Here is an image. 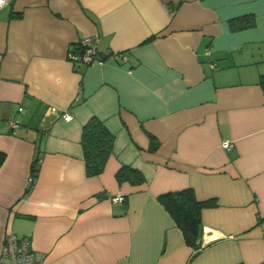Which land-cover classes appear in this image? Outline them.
I'll return each instance as SVG.
<instances>
[{
    "label": "crops",
    "instance_id": "0c3cea01",
    "mask_svg": "<svg viewBox=\"0 0 264 264\" xmlns=\"http://www.w3.org/2000/svg\"><path fill=\"white\" fill-rule=\"evenodd\" d=\"M94 34L108 55L71 62ZM262 75L264 0H11L0 9V258L10 230L44 264H264ZM92 116L114 142L87 176ZM122 165L145 180L118 181ZM186 187L216 200L192 259L157 200Z\"/></svg>",
    "mask_w": 264,
    "mask_h": 264
},
{
    "label": "trees",
    "instance_id": "16d2710c",
    "mask_svg": "<svg viewBox=\"0 0 264 264\" xmlns=\"http://www.w3.org/2000/svg\"><path fill=\"white\" fill-rule=\"evenodd\" d=\"M251 24V22H248ZM260 83H264V75L260 77ZM150 149L155 150L158 142L150 137ZM114 135L95 116L90 117L81 128L80 144L82 147L85 173L87 176L98 175L104 168L105 162L112 152ZM4 154L0 152V163ZM40 158L35 157L31 163V172L37 178ZM118 181L130 183H142L143 174L128 165H122L116 172ZM33 184L27 186L26 192ZM157 200L163 205L173 218L177 227L181 230L185 243L193 249L189 259H192L201 249L199 237L202 230L201 212L204 208L214 207V198L199 200L191 187L176 191H167L157 196ZM237 264H244L239 262Z\"/></svg>",
    "mask_w": 264,
    "mask_h": 264
},
{
    "label": "built area",
    "instance_id": "2783aa9c",
    "mask_svg": "<svg viewBox=\"0 0 264 264\" xmlns=\"http://www.w3.org/2000/svg\"><path fill=\"white\" fill-rule=\"evenodd\" d=\"M11 0H2L0 2V9L7 5ZM108 52L101 53L99 50V37L97 34L85 36L79 39L76 46L68 51V59L75 63L84 66H89L94 63H101L104 56ZM114 57H121L123 61L127 60V56L123 53H113ZM62 118L69 120L71 116L68 113H63ZM232 143L228 140L222 142V147L230 149ZM36 177L30 173L28 177V185L33 184ZM114 202H123L125 196L123 193H118L111 198ZM1 262L4 264H44L39 254L32 251L30 247V240L27 238H20L10 230H6L3 237Z\"/></svg>",
    "mask_w": 264,
    "mask_h": 264
},
{
    "label": "snow or ice",
    "instance_id": "6c2138e0",
    "mask_svg": "<svg viewBox=\"0 0 264 264\" xmlns=\"http://www.w3.org/2000/svg\"><path fill=\"white\" fill-rule=\"evenodd\" d=\"M0 2H2V0H0Z\"/></svg>",
    "mask_w": 264,
    "mask_h": 264
}]
</instances>
